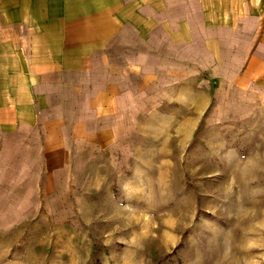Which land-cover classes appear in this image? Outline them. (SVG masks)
<instances>
[{"label":"rangeland","instance_id":"1","mask_svg":"<svg viewBox=\"0 0 264 264\" xmlns=\"http://www.w3.org/2000/svg\"><path fill=\"white\" fill-rule=\"evenodd\" d=\"M240 1L203 0L237 44L228 71L220 55L166 64L112 112L62 104L33 124L17 100L0 120V264H264V67L247 31L264 7Z\"/></svg>","mask_w":264,"mask_h":264},{"label":"crops","instance_id":"2","mask_svg":"<svg viewBox=\"0 0 264 264\" xmlns=\"http://www.w3.org/2000/svg\"><path fill=\"white\" fill-rule=\"evenodd\" d=\"M210 6L203 0H0V120L16 118L17 100L30 104V124L62 104L66 111L80 105L81 114L84 104H107L112 112L134 101V81L146 86L150 73L166 64L179 71L184 63L208 66L220 55L228 71L226 53L237 44L230 46L226 27L208 23ZM238 6L261 8L264 0ZM253 15L249 49L261 71L264 27Z\"/></svg>","mask_w":264,"mask_h":264}]
</instances>
